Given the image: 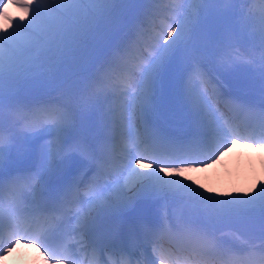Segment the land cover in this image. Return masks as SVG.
Instances as JSON below:
<instances>
[{
    "label": "snow or ice",
    "instance_id": "6c2138e0",
    "mask_svg": "<svg viewBox=\"0 0 264 264\" xmlns=\"http://www.w3.org/2000/svg\"><path fill=\"white\" fill-rule=\"evenodd\" d=\"M8 2L0 259L21 245L20 259L37 248L49 264H83L79 243L165 264L168 236L264 257L256 161L226 175L241 186L190 175L264 147V12L252 0H17L5 14Z\"/></svg>",
    "mask_w": 264,
    "mask_h": 264
},
{
    "label": "clouds",
    "instance_id": "9594fccd",
    "mask_svg": "<svg viewBox=\"0 0 264 264\" xmlns=\"http://www.w3.org/2000/svg\"><path fill=\"white\" fill-rule=\"evenodd\" d=\"M16 2L17 0H9L8 4L5 7V14L12 13L16 14ZM4 21L0 20V26H2ZM238 147H243V145L236 146L231 149V151L226 152L221 160L230 161L229 167L233 172H235L238 166H246L249 158H252L257 163V170L264 174V170L260 169L259 161L264 160V147H253L249 146L250 150L247 153H244L242 156L239 154ZM244 148V147H243ZM259 152V156L256 153ZM220 160V161H221ZM219 161V162H220ZM217 162L213 165L211 169L200 170L199 172L190 173V175L196 176L198 179L204 177H215L221 176L223 177L222 187L228 186H241L235 183L234 178L230 179L224 174V171L220 168V163ZM22 246L18 245L17 249L12 252L11 255L0 259V264H49V261L45 257V255L40 252L37 248L31 249V255L25 257L24 259L19 258V254L21 252Z\"/></svg>",
    "mask_w": 264,
    "mask_h": 264
},
{
    "label": "rangeland",
    "instance_id": "374dc122",
    "mask_svg": "<svg viewBox=\"0 0 264 264\" xmlns=\"http://www.w3.org/2000/svg\"><path fill=\"white\" fill-rule=\"evenodd\" d=\"M243 7V5H241ZM249 8H252L253 11L257 14L264 12V0H252V3L248 5ZM238 51V50H237ZM242 61L247 62L248 60L244 57L240 58ZM237 236V235H236ZM238 237V236H237Z\"/></svg>",
    "mask_w": 264,
    "mask_h": 264
},
{
    "label": "bare ground",
    "instance_id": "6f19581e",
    "mask_svg": "<svg viewBox=\"0 0 264 264\" xmlns=\"http://www.w3.org/2000/svg\"><path fill=\"white\" fill-rule=\"evenodd\" d=\"M30 124H37V123H30ZM239 154L242 156L244 153L249 152L250 150L248 148H243V147H238ZM257 156H259V152L256 153ZM230 161H227L223 167L224 174H230L231 173V168L229 167ZM84 263V262H83Z\"/></svg>",
    "mask_w": 264,
    "mask_h": 264
}]
</instances>
